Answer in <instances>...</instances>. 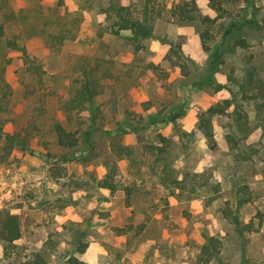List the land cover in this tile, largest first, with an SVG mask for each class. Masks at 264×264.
<instances>
[{
    "label": "rangeland",
    "instance_id": "rangeland-1",
    "mask_svg": "<svg viewBox=\"0 0 264 264\" xmlns=\"http://www.w3.org/2000/svg\"><path fill=\"white\" fill-rule=\"evenodd\" d=\"M114 1L141 0H0L4 26L0 76L10 87L4 99L0 88V154L5 152V133L26 139L23 143L18 138L7 158L0 160V212L20 218V254L40 251L48 264H69L71 256L88 264H195L205 238L214 235L223 245L211 264H264V227L243 248L221 215L224 202L236 206L234 193L245 186L251 201L239 207L241 221L264 210V137L255 100L242 101L237 93L246 114L244 132H238L232 121L233 107L227 116L212 118L217 157L197 126L210 106L238 92L229 77L233 72L241 78L247 64L256 68L264 92V0H237L230 9L232 19L255 24L246 21L239 31L248 49L228 51L226 64L211 82L206 77L209 54L198 38L199 22H182L168 13L189 0H156L161 15L154 20L152 38L141 41L138 48L128 32H109L110 22L102 10ZM196 2L201 15L210 13L207 0ZM228 24L226 20L223 28H216L219 37L212 46H219ZM8 39L24 45L41 66L43 83L27 71L22 53L7 47ZM82 57L106 60L110 76L103 80V94L93 102L94 112H81L85 123L78 125L67 122L59 104L72 94ZM150 63L159 70L154 72ZM95 112L98 129L89 143L84 132ZM127 116L139 121V128L145 126L140 135L118 131ZM56 121L78 130L75 148L56 145L49 131ZM160 136L167 141L161 143ZM231 139L242 150H259L256 157L244 160ZM148 140L165 146L162 161H156ZM122 146L134 149L128 159L122 157L126 153L117 155ZM64 155L71 161L63 162ZM114 167L117 190L100 189L96 182ZM164 168L175 176L211 177L220 193L213 199L169 197L165 203L160 181ZM132 184L141 190L129 208L124 187ZM128 225L132 228L124 232ZM78 244H86L83 252ZM9 263H14L13 257L4 256L0 242V264Z\"/></svg>",
    "mask_w": 264,
    "mask_h": 264
},
{
    "label": "trees",
    "instance_id": "trees-1",
    "mask_svg": "<svg viewBox=\"0 0 264 264\" xmlns=\"http://www.w3.org/2000/svg\"><path fill=\"white\" fill-rule=\"evenodd\" d=\"M158 2L156 0H141L139 2H112L108 8H104L102 11L107 21L110 22L108 30L111 34L119 35L121 32H128L130 35V41L136 44L137 48L141 41L152 38L154 32V20L161 15V11L157 9ZM210 13L201 15L196 0H189L177 4L168 10L171 17L176 18L179 21L187 22H199L200 30L198 32V38L200 41L201 49L209 54L210 62L208 65L209 71L206 73L208 82H211L213 74L219 72L221 66L226 64L225 55L228 51L237 52L236 50L244 51L248 49L247 40L239 35L244 23H239L237 20L232 19L230 16V9L233 8L237 0H207ZM159 7V6H158ZM226 20H229V24L226 30L222 33L221 41L219 46H212L216 43L219 37L216 31L217 27L225 25ZM248 23V22H246ZM254 23L255 20L249 21ZM4 36V26L0 24V37ZM7 47L12 50H17L22 53V62L26 67L27 71L31 73L39 83L42 82L43 71L40 65L37 64L36 60L30 58L27 54L24 45H20L15 40L8 39L6 41ZM240 53V52H238ZM91 58L82 57L77 62L78 76L72 83V94L68 99L60 102L59 108L64 113L67 122L82 125L85 123L81 116L83 111L94 112L93 102L94 100L103 94L105 83L104 79L110 76V68L105 66L106 60L94 59L89 61ZM248 59V58H247ZM149 68L154 72L159 70V66L154 63H150ZM244 73L241 78L235 75L233 72L229 77L230 83L238 89V92L233 91V98L224 99L210 106L203 114L200 115L198 128L204 136L208 150L214 157H217V143L214 138L212 118L215 116H227L228 110L233 107L234 114L236 117L232 118L235 123L236 130L238 132H244V128L247 122L242 121L243 108L241 102L236 100L239 97L237 93H241L242 97L240 100H255V106L258 109V122L261 134L264 137V92L260 89L261 79L258 78L255 67H250L249 64L244 68ZM188 75V73H186ZM205 78V77H204ZM206 79V78H205ZM2 82V84H1ZM193 85H197L193 83ZM0 88H3L2 99L6 98L10 90L9 85L3 81L0 76ZM255 89V90H254ZM255 91V94L250 93ZM98 114L95 112L92 114L89 121V130L84 132L86 141L91 143L93 133L98 129L95 127ZM178 115L174 116L176 119ZM76 120H79L78 122ZM139 121L135 122L132 118L127 116L120 124L118 131L122 133H134L137 135L141 134V130L145 126L139 128ZM151 123V122H149ZM244 123V124H243ZM244 125V126H243ZM126 127V128H123ZM128 127V129H127ZM50 133L54 135L55 143L59 148L72 149L79 144L78 130H68L61 122H54L49 127ZM4 155L0 154V160L7 158L13 148V144L19 141V135H13L5 133ZM161 143L167 141L163 136L159 137ZM21 142H25L24 137L20 138ZM148 148L152 149L153 155L156 157V161H162L163 155H165L164 145H154L153 140H148ZM233 143V147L239 155L244 156V160H251L256 157V153L259 150H254L253 147L248 148V151L242 150L238 147V143L234 140H230ZM133 148L130 146H122L117 150L118 153H126L124 156L128 159L133 155ZM3 152V151H2ZM254 152V154H253ZM63 162H70L71 160L67 156H62ZM118 171L114 168L111 171L105 173L97 182L96 185L100 189L110 190L114 192L117 190V178L116 173ZM164 174L160 176V181L164 187L165 194L161 199L167 203L169 197H175L179 200L189 199L191 197H208L210 199L215 198L220 193V185L214 183L210 178H204L202 175L197 173H185L180 175H171L165 168L162 170ZM167 173V174H166ZM201 180V181H200ZM141 189L137 184L127 185L124 187L126 195L127 207H132L133 195L135 192ZM234 196L237 198L236 206L230 203V200L224 202L221 208V215L225 222L234 228L237 233L240 243L243 248L248 245L250 237L259 232L264 227V210L258 209L256 213L251 216L247 221H241L238 215V209L245 203L251 201L248 187H241L235 191ZM132 228V226H126V229ZM145 228V224L138 228V232H142ZM121 230L116 228V230ZM22 227L20 218L17 214H12L10 211L0 212V242L3 245V253L5 257L12 258L14 263L9 264H48L40 251L29 252L28 254L21 255V250L17 242L21 239ZM222 240L217 236H208L205 238L204 243L201 245L199 252L196 257L195 264H211L214 260L218 259L222 249ZM78 249L83 252L86 248V244H78ZM23 252V251H22ZM69 264H88L76 257L68 258Z\"/></svg>",
    "mask_w": 264,
    "mask_h": 264
}]
</instances>
